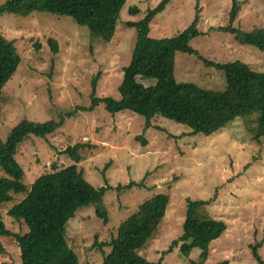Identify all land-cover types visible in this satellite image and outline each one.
Masks as SVG:
<instances>
[{"label":"rangeland","instance_id":"374dc122","mask_svg":"<svg viewBox=\"0 0 264 264\" xmlns=\"http://www.w3.org/2000/svg\"><path fill=\"white\" fill-rule=\"evenodd\" d=\"M8 0H0V7ZM165 0H126L110 43L93 36L68 17L32 13L28 17H0V34L13 42L22 63L0 94V141L23 120L61 121L65 124L45 139L28 136L15 158L25 171L23 183L36 185L43 177H59L78 167L95 188L143 183L121 191L109 190L100 201L81 209L67 228V239L81 264H103L122 223L147 200L164 194L170 203L161 226L138 255L161 264H260L264 262V138L256 140L240 118L206 136L163 116L146 128L144 116L125 110L110 114L101 103L93 105V80L100 74L97 98L121 101L119 86L132 60L137 32L127 24L139 23ZM241 4L232 28L246 34L264 28V0H235ZM234 0H171L150 25L153 40L172 39L198 19L199 36L190 47L206 62H242L264 72V53L242 46L230 28ZM137 8L139 13L130 14ZM60 46L53 54L49 40ZM37 46V47H36ZM175 78L205 90L224 92L225 75L195 56L177 54ZM145 87L156 79L137 77ZM140 137V139H137ZM143 141L145 143H143ZM87 144L76 164L66 153ZM94 145V148H91ZM8 177L0 167V178ZM23 196L0 206L8 231L24 236L26 226L9 216ZM188 201L210 202L196 210L198 220H213L223 229L209 255L194 250L185 258L178 248L167 253L183 235ZM105 214L106 219L98 216ZM0 264H22L14 238L0 236Z\"/></svg>","mask_w":264,"mask_h":264},{"label":"trees","instance_id":"16d2710c","mask_svg":"<svg viewBox=\"0 0 264 264\" xmlns=\"http://www.w3.org/2000/svg\"><path fill=\"white\" fill-rule=\"evenodd\" d=\"M170 1L165 0L157 9L149 11L147 17L139 23L127 24L128 28L136 30L137 42L131 63L124 69L123 81L119 86L121 101L97 98L98 74L93 80V105L89 110H95L101 103L112 115L128 110L144 116L146 128L152 126L153 118L163 116L188 126L193 134L206 136L240 118L245 125H255L250 130L256 140L264 138V72H256L242 62L212 64L204 61L190 47L191 42L199 36L197 18L175 38L153 40L149 37L151 23L166 10ZM125 4L126 0H8L0 7V17L6 14L28 17L32 13L68 17L81 27L88 28L93 36L110 43L116 34ZM240 8L241 4L234 0L231 26L224 31L233 34L240 45L255 47L264 53V28L246 34L232 28ZM138 13L137 8L130 10L132 15ZM48 45L54 55H60L58 42L51 39ZM177 54L195 56L205 65L222 71L227 82L226 90L217 92L177 82ZM21 63L15 44L0 34V94L18 72ZM138 76L156 79L157 84L145 87L137 81ZM80 110L81 107L66 116L62 115L61 121L40 123L23 120L11 131L5 142L0 141V167L8 175L7 178H0V206L12 202L15 196H23V200L10 211L9 216L23 223L27 229L24 236L8 231L0 214V236L15 239L20 248L22 264H81L67 239V228L71 220L81 209L103 199L107 191H121L143 184L131 182L114 188L106 183L103 187L95 188L86 178L85 172L78 167L66 175L43 177L36 185L26 186L23 183L25 171L15 158L18 146L28 136L45 139L54 134L63 127L66 117ZM86 146L78 143L69 147L66 153L76 164H80L83 162L80 151ZM91 146L94 148V145ZM169 203V196L164 194L145 201L136 214L121 224L116 237L107 246L111 251L105 255L103 264H157L141 258L138 251L161 226ZM209 204L188 201L183 235L172 243L167 253L178 248L185 258H190L194 250L209 255L211 244L220 239L224 231L213 220L195 218L196 210ZM97 213L107 218L105 214ZM255 254L259 263L264 264L257 250Z\"/></svg>","mask_w":264,"mask_h":264}]
</instances>
